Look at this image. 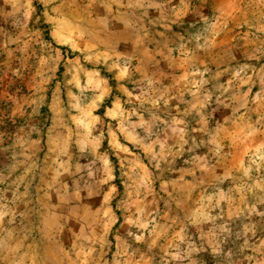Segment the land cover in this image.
<instances>
[{
	"label": "rangeland",
	"instance_id": "rangeland-1",
	"mask_svg": "<svg viewBox=\"0 0 264 264\" xmlns=\"http://www.w3.org/2000/svg\"><path fill=\"white\" fill-rule=\"evenodd\" d=\"M0 264H264V0H0Z\"/></svg>",
	"mask_w": 264,
	"mask_h": 264
}]
</instances>
